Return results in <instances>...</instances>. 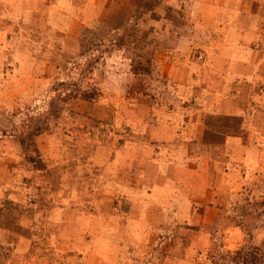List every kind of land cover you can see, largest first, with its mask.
I'll return each mask as SVG.
<instances>
[{"label":"rangeland","instance_id":"rangeland-1","mask_svg":"<svg viewBox=\"0 0 264 264\" xmlns=\"http://www.w3.org/2000/svg\"><path fill=\"white\" fill-rule=\"evenodd\" d=\"M131 1L136 10L131 26L120 33L103 26L85 31L78 41L81 54L98 57L104 50L99 44L113 40L119 48L125 43L172 42L177 24L170 15L165 16L169 26L161 27L164 32L149 22L135 27L146 16L150 21L158 18L156 9L162 2ZM71 2L78 14V3L84 1ZM40 4V10L32 12L0 2V21L15 24L7 42L12 43V52L58 62L47 72V64H40L36 76L47 79L35 80L33 91L23 88L26 81L19 80V72L9 75L14 65L0 64V264H252L255 257L264 264V101L254 93L260 94L264 86L245 88L260 126L250 132V159L239 154L237 176H225L226 185L218 191L207 185L194 187L197 182L216 184L214 175L183 171L172 201L170 193L159 188L170 177L156 175L153 162L147 174L117 177L126 184H113L106 158L120 144L114 136L124 129L122 112L116 113L114 105L123 102L118 96L110 100L96 84L85 83L90 62L80 67L61 51L60 26L66 17L59 0ZM117 6L128 8L121 1ZM195 36L200 43L210 42L202 30L196 29ZM131 51L148 62L149 54H155L153 48ZM134 57L132 71L148 74L149 66L139 65ZM26 68L22 65V76ZM151 82L136 78L130 85L127 99L145 106L140 112L139 106L132 108L136 116L147 115V106L156 99L169 101L163 95L143 97L148 103L139 101L136 94L158 86ZM84 91L90 101L81 98ZM226 121L219 118L217 123ZM48 134L51 141L43 139ZM96 147L100 159L91 169L87 159Z\"/></svg>","mask_w":264,"mask_h":264},{"label":"crops","instance_id":"crops-1","mask_svg":"<svg viewBox=\"0 0 264 264\" xmlns=\"http://www.w3.org/2000/svg\"><path fill=\"white\" fill-rule=\"evenodd\" d=\"M43 1L0 0L1 3L32 12L40 10ZM71 1L59 0L64 11L62 15L66 17L65 23L60 26L63 33L59 43L61 51L67 56L71 55L72 63L78 62L80 67L90 62L92 66L86 71L87 76H83L85 83L96 84L102 95L110 100L118 96L123 102L114 105L116 113L122 112L119 116L124 129L114 136L120 144L106 158L114 177L111 183L116 184L119 179L117 177L145 174L148 164L153 162L157 166L156 175L170 177L160 183V192L170 193L169 197L174 201L178 190L176 183L183 171L197 173L205 170L203 175H214L217 178L216 184L205 181L194 185L196 189L207 185L213 191H218L220 185H226L225 176L236 177L238 166H241L236 162L237 156L241 154L245 161L250 159L248 151L253 145L250 132L258 130L260 126L257 123L255 103L252 105L249 95L245 94V88L264 86V0H160L162 3L156 9L158 18L150 21L144 14L147 20L140 19L135 27L139 29L149 22L155 24L158 31L163 26H169L165 16L170 15L171 22L177 24H173L174 39L171 43L164 40L162 43H125L123 48H119L113 40L99 44L104 50L98 57H92L91 53L81 54L79 38H82L85 31L95 32L100 26L113 33L127 30L136 11L130 7L132 1L83 0V3H78V14ZM118 1L128 8L118 7ZM254 1L261 3L253 7ZM117 16L120 17L119 23L108 20ZM14 26L12 22L0 21V64L9 67L14 65L9 75L19 72V80L26 81L23 88L33 91L35 80L47 79L44 75L36 76V72L42 70L40 64H47L44 67V72H47L49 65L58 62H52L47 57L39 59L29 54L20 55L16 50L18 57L14 50L12 52V43H7L8 33ZM196 29L202 30L210 42L200 43V40H196ZM161 32L164 30L161 29ZM164 38L162 36L161 39ZM149 48H153L155 53L153 57L149 54L150 62L146 57L139 58V55L131 51L141 53ZM134 56L141 62L139 65L149 66L148 74L132 71ZM24 64L28 68L25 76H22L20 69ZM69 70L72 72L74 68L72 70L69 67ZM136 78L149 81V84L153 79V83L158 84L157 87L136 94L140 95L139 101L148 103L143 97L158 98L161 95L169 101L159 102L156 99L154 104L150 102L147 115L142 113L136 116L131 113L132 108L139 106V112L145 108L143 104L127 99V95L131 94L130 85ZM98 79L101 81L98 82ZM260 91V94L254 93L263 102V88ZM253 95L251 91L250 98ZM151 110H154L153 114ZM235 117L240 119L239 128L245 130V137L237 133V126L233 123H217L219 118ZM216 127L218 129H214ZM212 128L213 131H210ZM226 128L231 130L225 131ZM68 138L71 139L70 136ZM43 139L51 141L52 135H45ZM99 149H93L86 158L91 162V169L95 168L100 159L97 153ZM78 161L81 160L78 158ZM225 166L228 170L224 169ZM121 182L118 184H126Z\"/></svg>","mask_w":264,"mask_h":264},{"label":"trees","instance_id":"trees-1","mask_svg":"<svg viewBox=\"0 0 264 264\" xmlns=\"http://www.w3.org/2000/svg\"><path fill=\"white\" fill-rule=\"evenodd\" d=\"M86 92H88V91H86ZM86 92H85V91L83 92L81 98L84 99L85 101H90V100H91V96H90V97H89V96H87V97L84 96V95L88 94V93H86ZM222 119H223V120L226 119L228 123H234V122L232 121L233 119H237V120H239V122H240V119L237 118V117H235V118H222ZM227 127H229V126H227ZM223 129H224V128H223ZM235 129H236L237 133L241 134L242 137H245V136H246V132H245V130H241V129L239 128V123H238V125H237V127H236ZM229 130H231V129H229V128H226V129H225V131H229ZM210 131H213V128H212ZM210 134H211V133H210ZM251 263H252V264H259V263H260V259H259V257H257V258L255 257V259H254L253 261H251Z\"/></svg>","mask_w":264,"mask_h":264}]
</instances>
